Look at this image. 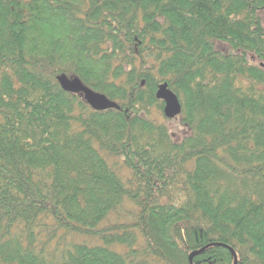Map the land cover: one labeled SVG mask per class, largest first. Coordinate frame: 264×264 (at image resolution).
I'll return each mask as SVG.
<instances>
[{
  "label": "trees",
  "instance_id": "16d2710c",
  "mask_svg": "<svg viewBox=\"0 0 264 264\" xmlns=\"http://www.w3.org/2000/svg\"><path fill=\"white\" fill-rule=\"evenodd\" d=\"M214 242L264 264V0H0V264H191Z\"/></svg>",
  "mask_w": 264,
  "mask_h": 264
},
{
  "label": "water",
  "instance_id": "95a60500",
  "mask_svg": "<svg viewBox=\"0 0 264 264\" xmlns=\"http://www.w3.org/2000/svg\"><path fill=\"white\" fill-rule=\"evenodd\" d=\"M59 82L62 88L72 93H83L89 105L95 110H105L109 108H117L118 104L110 100L105 94L97 92L90 87L84 85L79 78H68L65 74L59 77ZM157 97L165 102L164 113L169 118H174L181 114L182 103L179 97L168 87V83H163L159 86ZM222 245L227 247L234 256V264L238 263V255L234 248L222 243H210L199 250H195L190 254V261L193 264V258L196 255L203 253L208 247Z\"/></svg>",
  "mask_w": 264,
  "mask_h": 264
},
{
  "label": "rangeland",
  "instance_id": "374dc122",
  "mask_svg": "<svg viewBox=\"0 0 264 264\" xmlns=\"http://www.w3.org/2000/svg\"><path fill=\"white\" fill-rule=\"evenodd\" d=\"M156 116H157V115H156ZM157 117H159L160 119H162L161 114H158ZM116 219H117V216H115V215H111V217H110V219H109L108 221H112V222H114Z\"/></svg>",
  "mask_w": 264,
  "mask_h": 264
}]
</instances>
